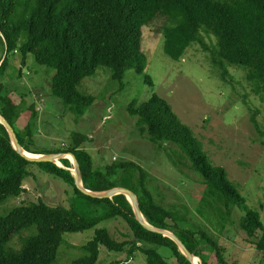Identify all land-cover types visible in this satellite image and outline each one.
<instances>
[{"label": "trees", "instance_id": "trees-1", "mask_svg": "<svg viewBox=\"0 0 264 264\" xmlns=\"http://www.w3.org/2000/svg\"><path fill=\"white\" fill-rule=\"evenodd\" d=\"M159 17L165 19L164 48L172 60L182 61L193 44L210 51L206 36L214 37L217 44L211 54L215 67L223 69L228 63L243 68L255 92L264 93V0H0V115L13 127L26 152L75 156L84 189L97 193L115 188L132 191L146 221L157 229L175 232L202 264H230L219 241L207 229L198 227V231H193L178 226L180 223L194 225L189 218L190 210L184 207L183 214L174 205L160 204L149 185L148 172L138 164L125 162L109 166L106 171L96 170L92 157L81 148L87 137L80 134L73 136L74 144L69 150L34 153L26 143L27 135L18 133L15 127L23 111L30 114L32 124L39 115L34 103L26 108V96L18 92L11 59L20 57L22 66L26 67L28 57L33 55L38 65L53 73V95L81 119L96 98L82 93L80 86L99 68L110 69L113 80L119 82L129 70L145 73L143 29ZM19 77L23 78L22 71ZM128 111L138 119L139 127L151 143L175 149L167 154L183 175L197 177V181L191 179L205 186L201 206L206 205L220 214L224 222L219 226L236 224L245 240L255 246L256 253L264 256V224L260 213L246 207L225 170L211 164L170 105L153 96L141 105L131 103ZM255 125L264 145V131ZM31 126L27 130L29 136ZM61 162L63 167L30 162L15 150L7 129L0 124V207L9 198L18 199L26 192L25 182L32 176V166L62 180L76 195L70 208L52 207L41 200L20 205L0 216V264H58L64 236L93 229L96 230L94 238L81 248L83 256L73 264H99L101 248L128 253V260L142 253L148 264H170L167 259L171 258L177 264H192L172 239L139 223L124 195L113 199L85 195L69 169L71 162ZM76 201L83 204L82 212L77 210ZM240 207L246 214L235 222V211ZM118 219L129 227L127 241L119 242L107 228H100L102 223ZM34 227V234L19 237ZM17 238L22 244L19 250L11 246ZM164 248L171 251L170 258L160 253Z\"/></svg>", "mask_w": 264, "mask_h": 264}, {"label": "rangeland", "instance_id": "rangeland-1", "mask_svg": "<svg viewBox=\"0 0 264 264\" xmlns=\"http://www.w3.org/2000/svg\"><path fill=\"white\" fill-rule=\"evenodd\" d=\"M165 19L159 17L151 26L143 29L142 49L147 66L144 74L135 70L126 72L122 82L112 78L107 68L86 78L80 91L96 98L84 118L77 119L63 102L52 93L53 73L37 64L33 55L28 57L27 66L21 58L11 59L12 73L21 95H25L26 108L35 104L38 118L31 123L30 114L16 123L18 133L26 134L27 144L34 153H49L69 150L74 144V135L87 137L81 145L93 159L96 170L106 171L109 166L133 162L149 174V185L160 204L176 206L181 213L184 207L190 210L194 225L180 223L182 229L198 231L207 229L219 241L230 264H264V256L256 253L255 246L245 240L238 226H219L224 222L211 208L203 204L205 186L183 175L169 158L173 147H160L149 141L138 125V119L130 115L128 108L133 102L139 105L153 96L164 99L183 125L191 131L211 164L223 168L228 179L245 200L249 210L260 213L264 224V145L258 126L264 131V93L257 94L255 86L248 80L247 72L239 66L224 64L218 69L213 64L212 51L216 39L206 36L210 51L193 44L180 62L165 53L163 27ZM20 71L23 78H20ZM15 90V84L12 83ZM11 85V83H10ZM32 124V126H31ZM31 126L32 135H28ZM57 155V154H54ZM43 156V155H42ZM64 155L57 161L69 160V168L76 175L74 161ZM32 176L25 182L26 192L18 199L9 198L0 207V216L9 214L20 205L41 200L52 207L70 208L75 203L74 189L62 180L43 172L38 166L30 168ZM192 176V173L187 170ZM197 181V180H196ZM80 183L83 185L82 178ZM76 201V208L82 212ZM204 213V215L201 214ZM234 220L246 214L241 208L235 211ZM225 225V224H224ZM119 242L128 240L130 230L122 219L104 222ZM95 229L83 233L66 234L59 252L58 264H73L83 256L81 248L95 236ZM36 227L23 231L20 236H31ZM175 235V232H170ZM11 246L19 250L21 239ZM130 247H128L129 249ZM165 258H170L169 249H160ZM128 253H113L101 248L99 264H148L147 257L137 253L128 260ZM197 264H202L199 258ZM170 264H177L171 258Z\"/></svg>", "mask_w": 264, "mask_h": 264}, {"label": "water", "instance_id": "water-1", "mask_svg": "<svg viewBox=\"0 0 264 264\" xmlns=\"http://www.w3.org/2000/svg\"><path fill=\"white\" fill-rule=\"evenodd\" d=\"M0 124H2L8 131L11 141H12V145L15 148V150L21 154L23 157H25L27 160H29L30 162H34V163H53L57 165V161L63 159L64 155L62 154H57V155H33V156H28L25 152V150L23 149V147L21 146V144L19 143V139L17 137V134L15 132V130L13 129V127L0 115ZM73 158L74 161V166L76 168V175L75 177V182L76 185L78 187L79 190H81L85 195L95 198V199H113L116 196L119 195H124L128 201L131 203L136 219L139 221V223L144 226L146 229L155 232L157 234L163 235L164 237H168L170 239H172L177 246L179 247V250L182 252V254L192 263V264H196L195 263V259L196 257L193 256L191 254V252L185 247V245L182 243L181 240H179L175 235H173L172 233L165 231V230H160L157 229L153 226H151L145 219V217L143 216L142 212H141V208H140V204H139V200L137 198V196L130 190L128 189H124V188H115L112 189L110 191L107 192H101V193H97V192H92L89 190L84 189L83 185H81L80 183V177H81V169H80V165L76 159L75 156L70 155ZM59 166V165H58Z\"/></svg>", "mask_w": 264, "mask_h": 264}, {"label": "bare ground", "instance_id": "bare-ground-1", "mask_svg": "<svg viewBox=\"0 0 264 264\" xmlns=\"http://www.w3.org/2000/svg\"><path fill=\"white\" fill-rule=\"evenodd\" d=\"M25 152H26V151H25ZM26 154H27L28 156H33V155H34V154H30V153H28V152H26ZM33 157H34V156H33ZM67 157L70 158L71 160H73V158H72L70 155L67 156ZM58 164L61 165L59 162H58ZM58 164H57V165H58ZM197 262H198V259L196 258V259H195V263L197 264Z\"/></svg>", "mask_w": 264, "mask_h": 264}]
</instances>
